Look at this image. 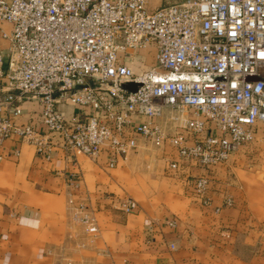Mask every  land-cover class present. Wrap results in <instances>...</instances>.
<instances>
[{
  "label": "built area",
  "instance_id": "2783aa9c",
  "mask_svg": "<svg viewBox=\"0 0 264 264\" xmlns=\"http://www.w3.org/2000/svg\"><path fill=\"white\" fill-rule=\"evenodd\" d=\"M1 23L0 148L11 139L114 166L141 139L175 150L170 171H208L264 139V0H0ZM27 102L37 111L22 120ZM208 176L193 178L195 193Z\"/></svg>",
  "mask_w": 264,
  "mask_h": 264
},
{
  "label": "crops",
  "instance_id": "0c3cea01",
  "mask_svg": "<svg viewBox=\"0 0 264 264\" xmlns=\"http://www.w3.org/2000/svg\"><path fill=\"white\" fill-rule=\"evenodd\" d=\"M0 28L11 31L7 23ZM63 110L68 116L74 108ZM21 111L25 120L37 106L27 102ZM138 145L109 166L104 156L65 159L55 147L40 157L30 144L5 140L0 264H55L58 253L63 258L57 264H264L262 148L240 149L217 169L183 164L173 172L168 164L176 153L169 145L158 148L141 139ZM139 172L143 178L130 185ZM200 175H209V182L197 194L192 181ZM124 192L134 202L129 214L117 203ZM81 211L93 220L95 234L73 221Z\"/></svg>",
  "mask_w": 264,
  "mask_h": 264
},
{
  "label": "rangeland",
  "instance_id": "374dc122",
  "mask_svg": "<svg viewBox=\"0 0 264 264\" xmlns=\"http://www.w3.org/2000/svg\"><path fill=\"white\" fill-rule=\"evenodd\" d=\"M177 1H179V0H148V6H149L150 8H158V7H161V6L167 5V4L175 3V2H177ZM140 55H141V57H142V59H143V63H144V65H145V67H149V66L152 65L153 60H152V56H151L150 54H147L146 51H142ZM260 130H262V128H260ZM261 148L264 150V139L261 138V136L259 135L258 137L256 136L255 140H254L252 143H250V144H248V145H246V146H242L241 148H239L235 153H233V154H232V155H231V156H230L225 162H223V163H222L221 165H219V166H222V165H224V164L229 163V162L231 161L232 157H233V156H234V155H235L240 149L249 150L250 153H255V152H257V150L259 151ZM77 157H78V158H80V157L82 158V155L78 154ZM139 165H140V162L137 164V167H138V168L140 167ZM134 166L136 167V164H134ZM217 167H218V166H214L213 168H216V169H217ZM213 168H212V169H213ZM138 174H139V175H138ZM140 174H141V173L139 172V173H136L135 178L131 177L130 185H133L135 180H138V179H140V178H143V176L140 175ZM128 181H129V180H128ZM128 192H129V191H128ZM128 192H124L125 195L127 196L126 198H127V199H130L131 202H132V204L134 205L133 200H132L131 198L128 197V196H130ZM130 197H131V196H130ZM226 204H227V205H230L229 200L226 201ZM83 211H85V210H83ZM79 215H80V214H79ZM83 215H87V214H85V213H83V212L81 211V215H80V216L82 217ZM81 217H80V218H81ZM80 218H78V220L75 219V218H73V221H74L75 223L81 225L82 222L80 221ZM75 223H73V224L77 226V224H75ZM82 225H83V224H82ZM82 225H81V226H82ZM87 235H88V234H87ZM90 236H92V235H90ZM48 253H51V254H52L51 251H48ZM61 257L63 258V256H61V254L58 253V256H57V259H58V260L56 259L57 261H56L55 264L58 263V261L60 260Z\"/></svg>",
  "mask_w": 264,
  "mask_h": 264
},
{
  "label": "water",
  "instance_id": "95a60500",
  "mask_svg": "<svg viewBox=\"0 0 264 264\" xmlns=\"http://www.w3.org/2000/svg\"><path fill=\"white\" fill-rule=\"evenodd\" d=\"M125 89L129 90V91H134L135 90V85L133 84H128L124 86Z\"/></svg>",
  "mask_w": 264,
  "mask_h": 264
}]
</instances>
